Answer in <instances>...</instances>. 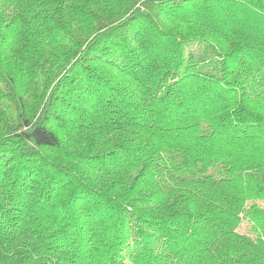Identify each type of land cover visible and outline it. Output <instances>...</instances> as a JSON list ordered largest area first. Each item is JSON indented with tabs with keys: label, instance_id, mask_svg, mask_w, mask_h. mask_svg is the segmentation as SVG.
I'll return each instance as SVG.
<instances>
[{
	"label": "trees",
	"instance_id": "1",
	"mask_svg": "<svg viewBox=\"0 0 264 264\" xmlns=\"http://www.w3.org/2000/svg\"><path fill=\"white\" fill-rule=\"evenodd\" d=\"M258 203L264 0H0V264H264Z\"/></svg>",
	"mask_w": 264,
	"mask_h": 264
},
{
	"label": "rangeland",
	"instance_id": "2",
	"mask_svg": "<svg viewBox=\"0 0 264 264\" xmlns=\"http://www.w3.org/2000/svg\"><path fill=\"white\" fill-rule=\"evenodd\" d=\"M250 205H251V203L249 204V206ZM251 206H254V205H251ZM255 210H257V211L264 210V203H258V205L256 204ZM238 231L241 234H245V235H249L251 237H255L254 232L252 230V221L249 219L244 218L242 225ZM121 263L122 264H129L128 257L123 256ZM37 264H58V263H57V259H56L55 255L48 254V255H45L43 258H41L39 260V262H37Z\"/></svg>",
	"mask_w": 264,
	"mask_h": 264
}]
</instances>
